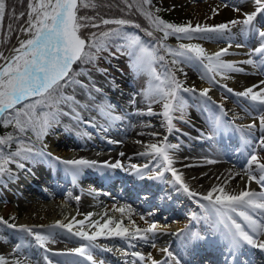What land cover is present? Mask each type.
<instances>
[{"label":"snow or ice","instance_id":"6c2138e0","mask_svg":"<svg viewBox=\"0 0 264 264\" xmlns=\"http://www.w3.org/2000/svg\"><path fill=\"white\" fill-rule=\"evenodd\" d=\"M22 2V0H20ZM127 7L132 8V4L125 0ZM152 0H139V11L150 22L152 30H146L147 36H153L155 31L163 33V38L170 35H176L178 38L213 39V37L223 38L226 34L231 33V28L241 26V32L244 35L254 34L258 38L259 44L253 48L250 57H261L258 61L249 58L238 63L251 65L253 68L264 67V23H260L258 17L264 16V0H253L254 10L251 12H242L239 7L233 6L234 11L241 12L243 19H232L228 22L216 25H201L197 23L193 26L188 24H174L166 22L158 15L144 6H151ZM228 6V5H225ZM111 7V5H107ZM27 13L24 11L17 14L14 6L10 7L8 0H0V28L3 27L6 16L12 20H20L26 16L24 26L19 28L26 38L19 41V46L14 47L6 55L0 49V125L12 126L13 133L0 135V182L5 175H12L10 165L15 164L19 169H25L27 162H39L44 158L51 157L52 154L47 152L46 145L38 148L35 143L31 142L29 133L33 134L35 140L43 143L44 139L53 134L61 124L62 117L68 116L72 119L79 120L80 117L76 108L72 107L68 111L64 106L77 104L74 95L66 94V90L73 85L81 89H87L88 85L77 79L80 76H89L88 70L81 67L85 64H94L99 54L115 47L117 52L127 54L132 60V67L138 71H145L150 76L148 87L144 90V99L149 103L146 113L137 112L138 115H157L151 108L152 103H160L162 112L159 113L164 118L167 132H179L173 123L174 118L183 120L186 107V101L181 93H191L210 100L208 93L209 88L197 92L195 88H185L182 82L176 77L174 72L165 67L163 78L161 73L157 72L154 66L156 61H163V56H158L154 50L145 45L139 35L131 34L124 31L125 27L131 26L139 29L141 26L133 20L127 18H104L98 9L97 0H29L27 4ZM93 10L89 14L87 10ZM158 12L159 9H156ZM216 10L214 9V12ZM13 26L8 24V31L11 32ZM229 35V40L233 39ZM231 46V44H229ZM243 45L237 44V47ZM166 47V46H165ZM174 57L173 64H189L203 69L201 78L207 77L209 83L217 84L216 76L222 75L224 79L230 78L228 73H243L244 68L238 67L236 62H229L222 59L228 55V49L224 48L214 54H207L206 50L200 44H180L176 49H166ZM113 55H115L113 53ZM75 66V67H74ZM106 73L107 69H98ZM264 85V81H260ZM228 93L234 90L227 84L219 85ZM96 92L101 89L93 84ZM256 85L247 87L244 91L235 92L234 95L242 97L252 102L254 110L258 112L259 131L264 133V87L255 91ZM135 95L131 103L135 104ZM222 109V106H219ZM110 121H121L124 117L113 114L114 106L108 105L107 109H98ZM179 113L178 117H174ZM85 123L92 124V121ZM226 122H221L217 117L213 122V131H219L227 128ZM257 129V124L253 122L247 126H240L238 129L242 133L251 134ZM105 130V129H102ZM152 135H157L153 133ZM211 139V137H207ZM27 140V142H26ZM246 143L251 141L246 140ZM261 147H264V135L258 141ZM17 145L12 150V145ZM178 144L168 143V138H163V143L158 145L152 143L148 145L150 152L141 153L158 159L157 171L155 176L150 177L156 180H163L164 173H171L174 178L168 182L178 186L189 198L199 204L200 208L205 210L203 217L198 216L195 212L191 214L193 220L205 219L209 221V229L219 235L220 241L226 252V261L228 264H236V261L242 255L245 246L252 249H258L264 253V191L256 192L243 190L237 194L228 193L223 186L212 187L206 194H200L190 190L189 185L185 183L183 175L173 167L174 159L170 155L171 151L176 150ZM123 155V153H121ZM56 161L62 162L67 166L73 178L81 175L84 169L100 167L97 161L88 159L62 160L60 157H53ZM215 161L209 160L208 163ZM253 165L259 170V176L254 174ZM191 167L192 165H186ZM103 167L122 168L123 165L117 161L114 164L105 162ZM141 179H144L140 169H136ZM247 174L249 181H255L261 188H264V162L257 154L253 153L248 161ZM199 197L200 199H196ZM206 201L207 203H202ZM256 213L253 216L248 210ZM121 213L124 208H120ZM240 216L245 223L238 222L233 214ZM91 215V214H89ZM143 219V217H141ZM0 223L7 225L8 228H17L16 224L9 223L0 217ZM80 230L72 232L73 225L57 221L53 227L67 229L69 233L87 241L86 245L70 250L68 253H55L54 255H75L82 257L91 264H97L93 259L91 249L99 247L94 242L98 236L108 230V235L121 237L125 240L141 239L146 243L149 242V234H157V224L151 223L148 227L140 228L133 221L134 232L123 225V222L115 223L108 219L104 224H93L98 227V231L89 233L83 230L85 227L84 220L76 221ZM115 223L114 229H109V225ZM43 228V226H40ZM19 231L31 235L36 244L45 248L46 245L53 241L51 233L42 234L34 226L20 225ZM179 236L180 233H177ZM208 236L196 232H189L188 242L193 246L207 241ZM155 247V244H152ZM22 245L17 243L13 252V259L9 260L4 255H0V264H32L31 260L22 255ZM173 264H180L173 253L168 248H163ZM133 256L139 257L141 261L145 256L139 252L132 253ZM46 264H53L51 259L44 257ZM147 260L150 264H169L168 260L158 261L149 255ZM72 264H77L73 261ZM240 264H244L241 260Z\"/></svg>","mask_w":264,"mask_h":264},{"label":"bare ground","instance_id":"6f19581e","mask_svg":"<svg viewBox=\"0 0 264 264\" xmlns=\"http://www.w3.org/2000/svg\"><path fill=\"white\" fill-rule=\"evenodd\" d=\"M197 2V5L191 6V9L186 13L194 14L196 24L199 23L201 25L207 24L211 26L228 22L232 19H243L241 12L234 11L233 6L239 7L242 12H251L254 10L253 0H221V2L220 0H197ZM214 9L216 10L215 12ZM258 20L260 23H263L264 16L258 17ZM229 35L234 38L229 40ZM25 38L26 36L20 32L14 47H18L19 41ZM254 41V34L244 35L242 34L241 29L231 31L230 34H226L223 38L214 36L213 39H207L206 53L211 55L220 51L221 49L227 48L229 52L228 55L235 54L242 56L235 62L237 63L238 67L244 68L245 71L243 73H228V76L230 77L228 79H224L221 75L216 78V80L218 81L217 84L209 83L207 77L205 76L203 78L206 79L205 88H218L222 83L227 84L228 87L234 90L233 95H231V97L233 98L234 96L236 97V95H234L235 92L244 91L247 87L256 85L257 87L254 89L255 91H259L261 87H264V85L260 84V81H264V67L253 68L251 65L238 63L240 61L249 59L252 49L258 46L257 43H254ZM229 44H231V46H229ZM237 44H241L243 46L237 47ZM247 55L248 58H246ZM250 58L257 59V57ZM257 60L259 61V59ZM202 70L203 69L198 68L197 66L187 64V66L182 69V74L186 75V77H190L195 71L197 72ZM77 78L82 81L81 78ZM90 78L91 79H89L88 77L89 81H91L98 87L105 88V90H107L108 92V95L105 94L106 91L96 92L95 88H92L91 85L86 82L84 83L88 85L87 89H81L77 85H73L71 88H69L67 90V93L70 95H74L75 101L78 103H70L69 105H67V108L70 109L72 107H75L76 112L84 122L81 123L80 120L77 121L75 119L69 118L68 116H65L63 122L55 131L58 134H55V136H53L50 140V152L51 154H56L57 152L55 147L62 145L65 140L69 141L71 146L74 147L73 149L77 150V152L74 153L73 158H66L63 156H67L70 152L64 153L62 151V157H60L61 161L81 158L97 161V164L100 167L96 168H99L101 170L99 175V178H101L99 181L100 184L106 187L116 188L118 196L120 198H127L129 200L135 201L139 206L138 211H135V208L132 206H130L132 207V211H128L129 208L123 207L121 204L114 207L116 216H119L123 220V225L129 229V232L135 231L132 223L133 221L135 222V225L139 226L140 228L148 227L151 223H156L157 228L164 231V235L154 243L155 247H153V243L151 240L154 239L157 235L152 236L151 234H149L150 239L149 242L146 243L145 241L138 238L131 239L130 237L128 240H125L121 237L108 235V230L106 229L105 233L101 236H98L96 241L94 242L96 245H99V247H94L91 249L93 259L97 262V264H150V262L146 261V258L151 255V257L161 262L169 259V263L173 264L172 259L169 258L165 252L161 251V249L163 248H168L173 254H178L179 251L185 250V252L187 251L186 253H188L187 256L193 255L194 258H197L198 256L203 257L204 255L209 258H217L219 249H216V245L221 246L222 242L220 241V237L217 233L210 231V222L203 218L193 220L191 218L193 209L190 210V212L188 213V218L186 219H170L173 216L179 215V212L184 213V206H182L183 204L180 200H178V198H183V200H186L187 195L184 194L182 190H178V186H174L171 183L170 185L165 186L162 185L161 180L150 178L154 176L152 175L153 169L159 161L158 159L153 158V156L141 155V153L150 152L151 150L148 148V146L142 144V142L140 141L160 139L165 135H167V137L170 139L176 137L175 134L168 133L167 128L163 130L164 118L162 115H137V112H140L141 108L137 107L136 105L133 107L131 106L132 114L130 115L129 120L117 121V127H119L118 124L121 125L119 131L108 130V136L111 137L112 140H114L112 146L115 145L116 147H112L110 145H107L106 143H103L104 146L110 148L108 150L112 151L113 148H118V152L97 156L94 150L84 147V140L87 132H90L92 127L99 128V126L96 125V122L99 121L98 117L102 112L98 109H107L108 105H111L109 103L115 102L116 100L127 102L131 96V93L129 91H117L114 87L97 78L95 75H91ZM225 98V95L220 96V100L222 101H225ZM237 98H240L245 106L247 105L251 110L246 109L244 105L242 106L238 104L239 108H244L243 110L247 113V115L246 113L240 114L237 113V111H234V108L236 107H233L232 104L223 102L224 109L231 108L228 109V112H225L224 121L229 125V127L227 128L214 132L213 128L205 125V123H203L198 115L194 114L191 116L192 128L189 131L190 137L188 138V141L193 146L192 149H194V155H186L184 157L182 156L183 158L181 160L174 161V168H176L179 172L186 171L188 169L199 172V170H201L205 166V163H203V161H198V159H200L202 153L206 151V145L211 146L212 142L216 143L221 148L222 153L231 159H234V157H236L238 160H240L246 157L249 146H251V143L255 139V137H257L259 130L256 129L251 134L246 135L245 137H241L238 131L236 129H233L231 125L232 123H241V126L248 125L249 122L252 121L251 117H255L257 115L255 114L256 111L254 110L252 102L242 97L237 96ZM148 119L153 121L151 122V125L146 124ZM89 120L92 121V124L85 123ZM242 120L244 121L241 122ZM152 130H154V132L158 134L156 136L151 135ZM162 131H164L163 135L162 133H159ZM209 131H211L213 135L210 136L211 139L207 138L209 137ZM177 135L183 137L185 136V134L183 133ZM201 137L203 138L201 139ZM248 139L249 141L251 140V143L245 142ZM78 146L82 147L79 149L77 148ZM184 147L186 148V146ZM121 153H123V155H121ZM209 157L212 160L214 158V154L210 153ZM125 159L133 161L135 163V168H133L132 170L123 168V161ZM109 161L112 162V164L119 161L123 165V167L115 169L103 167L105 162ZM186 165L192 166L187 167ZM137 168L140 169V171L143 173L145 177L144 179H141L137 174ZM94 169L95 168L84 169L81 174ZM221 169V172L226 175L228 174V169ZM253 171L259 174V170L256 168V166ZM23 174V171H19L18 173V176L20 177V180L17 184L18 189H16L15 187H10V190H4V192H2L1 194V198L4 204L3 206L5 208L2 213L5 215L13 212L14 209L18 207V204L15 200L17 197H23V195H26L25 192L27 191H21V189H23V186L26 187V185L24 184V180L22 179ZM203 175L204 177L197 182H194V177L189 176L188 174H183V178L185 183L191 185V189L193 191L200 194L207 193L214 186H221L222 183L218 180L209 181L208 178H210V173H204ZM12 176L13 174L9 178H12ZM27 177V183L29 182L27 187L30 189H34L38 181H43L51 185H55L59 188L71 186V184L73 183V177L67 170V166H65L60 161L56 163V167L53 169L48 168L46 165L32 168ZM205 182H207L206 185ZM197 185L198 188H194ZM138 186H140L139 188L146 187L150 192V196L139 195V192L137 191ZM90 190H92V188L86 189V191ZM163 190L166 192L164 193ZM93 191H96L97 193H104L98 189H95ZM157 192H160L162 196L166 197V200L169 201L170 205L168 206V203L167 205H165L164 202H158V204L156 203V205L158 206H156L157 208L148 209V205L154 202V196ZM136 197L138 198L136 199ZM76 198L81 199L79 195ZM104 204L111 205L109 201L105 202ZM31 205L29 207L27 206L29 209L27 217H29L32 222L35 221L39 225L47 226L52 231L53 241H51V243L53 242L57 244L54 245L55 247H52L53 249L49 248V246H46L48 251H46L44 248L43 253L35 256L37 260L35 259L34 261L37 264H46V261L44 259L45 256H47L48 259H51L53 264H72L73 261H76L77 264H91V262L80 259L79 257H75L73 255H54L55 253H61L54 251L55 248L60 250L62 249V253L70 252L71 248L74 247L73 245H70L71 242L81 239L77 236H74L72 233H69L67 229L53 227L54 225H56L57 219L60 218L55 217L54 215L49 217L46 214H51L44 213V209L38 207L31 208ZM65 205L66 207H68L67 212L72 213V207L68 206L67 204ZM120 208H124L123 213L119 211ZM103 209V206L100 205L95 211L102 212ZM23 211H27V209H24ZM161 211L167 213L163 215ZM248 211L253 216H256V213L251 212L250 209ZM35 212L38 213V215L33 216ZM193 212H195L200 217H203L205 214L203 213L205 212V210L201 212V210L197 209ZM233 215L235 216V213ZM150 216H152L154 220L151 223L148 220V217ZM141 217H143V219H141ZM78 220L79 218H74L71 220L63 219L62 222L65 224L71 223L73 225L72 232L74 233L80 230V226L76 223V221ZM160 220H163L164 223H159ZM188 220L190 221L189 227L187 228L188 233L200 232L208 236V240L204 241L205 244L202 247H194L188 242V237L180 233V231L185 227V224L188 222ZM84 223L85 227L83 230L88 231L89 233H93L99 230L98 227H94L93 224H103L101 223V220L94 216H91L89 220L85 219ZM242 223L245 222L243 221ZM108 227L109 229H114L115 223L110 224ZM177 233H180V235L178 236ZM6 235V237H0V248L6 241H18L20 239L19 233H17V231L15 230L9 231ZM261 239L264 238L261 237ZM170 242H172V245H168ZM150 247L151 249H149ZM28 250L34 254L38 251L32 245L28 246ZM8 251L4 253H7ZM134 252H139L141 255L145 256V260L141 261L139 257L133 256L132 253ZM253 253L257 255V257H253ZM187 256L185 257L187 258ZM248 257L252 259L249 260ZM241 260L244 261V264H264V253L260 252L259 250L255 252L248 246H245L242 251V255H240V258L236 261V264H240ZM189 262H191V259H189Z\"/></svg>","mask_w":264,"mask_h":264},{"label":"rangeland","instance_id":"374dc122","mask_svg":"<svg viewBox=\"0 0 264 264\" xmlns=\"http://www.w3.org/2000/svg\"><path fill=\"white\" fill-rule=\"evenodd\" d=\"M152 1L157 3V4L162 5L164 8H166V10H168L167 14L171 17L172 21H174L176 23H179V25L180 24H188L189 22L193 26L196 25L195 15L194 14H187L186 12H188L191 9V6H196L197 3H198L197 1H195V0H152ZM104 18H106V17H104ZM237 29H241V26L238 25V26L232 27L231 31H235ZM166 39L170 43H174L175 41H177L178 37L176 35H170ZM206 40L207 39H199V38H197L192 43L200 44L206 50L207 49ZM254 43H257V45L259 44L258 38L255 37ZM104 56H106V54H104V52H101V54H99L98 59L95 61L94 66H89V68L87 69L88 72H89V75L90 76L91 75H95L97 78L101 79L102 81L108 83L110 86L114 87L117 91H129L132 96H133V94H136L135 95V102L138 103L137 107H142V110L140 112L146 113L147 110H148V107H149V103L144 99L143 92L148 87V84H149L150 76L148 75V73L145 72V71H138V70L134 69L131 66L132 62H124V60L111 58V57L108 58V57H104ZM168 57L170 59V64L172 65V67L174 69V74L182 82V86L183 87H185V88H195L197 90V92L200 91V90H203L205 88L206 79L201 78L203 70L202 71H197V72L195 71L193 73V75H191L190 77L189 76L186 77V75L182 74V69L185 66H187V64H180V63L173 64L172 61H173L174 57L172 56V54L168 55ZM241 57L242 56H240V55L232 54V55H225L222 58L225 61L235 62V61L239 60L238 58H241ZM246 58H248V55L246 56ZM257 59L260 60L261 57H257ZM110 60L112 61V64H110ZM159 64H160V62L157 60L154 66L156 67L157 72L162 74L164 72H162L159 69ZM98 69H107V72L106 73H102V72L98 71ZM227 75H229V74H227ZM219 76H221V75L218 74L216 76V78H218ZM88 77L89 76H86V78L88 80V82H86V83L90 84L91 87L93 88V84L94 83L89 81ZM135 78L140 79V81H141V82L139 81L140 84H138L135 81ZM162 78H163V75H162ZM82 81L84 82V80H82ZM95 86H97V85H95ZM99 88L103 92L106 91L105 94L108 95V92H107V90H105V88H102V87H99ZM67 90H66V94H67ZM222 95H225V97H226L225 101L220 100V96H222ZM231 95H233V93H228L223 88H220V87L216 88L215 87V88L210 89V91L208 93V96L210 97V100L202 97L201 101L199 100V102H197L193 107H187V105H186L185 112H184V114L186 115V118H184L183 120L179 119L176 122L173 121L175 127L177 129H180L181 131L173 132V134H175L176 137H174L170 141H168V143L178 144L179 145V147L176 150L170 152V155L173 156L174 161L181 160L186 155H189V156H193L194 155V149L187 148V147L185 148L184 147V145H189V146L191 145L189 143V141H188L189 139L187 137H182L180 135H177V134L183 133L186 136L190 137L189 130H191V128H192V124H191V116L192 115H194V114L198 115L199 118L203 121V123H205V125L209 126L210 128H213L214 120L217 117H219L221 122H225L224 121L225 112H228V109H231V108L224 109L223 108V102H228V103L232 104L233 107H236V108H234V111H237V113H240V114L243 113V112H241V110H243L244 108H239L238 104H240L242 106L243 105L245 106V104L241 101L240 98H237V96L236 97L234 96L232 98ZM132 98L133 97H131V101H132ZM109 104L114 106L113 113H115V114H119L118 112L121 111L120 107H124V108H127L129 110L131 109V108H129L127 106L126 103L120 102V100H116L115 102H110ZM219 106H222V109ZM151 108L153 109V112L157 113V115H160L159 113L162 112V105L160 103H152L151 104ZM187 108H194V110H196L198 113H196L194 111H191L190 109H187ZM245 108L246 109H250L247 105L245 106ZM255 114L257 116H255V117L252 116L253 120L251 119L252 121L250 123L252 124L253 122H255L257 124V129L259 130L258 112H255ZM152 116H154V115H152ZM98 118H99V121L96 122V125L102 126V124L105 123L104 119L106 117L103 115V113H101V115ZM63 119H64V117H62L61 123L63 122ZM75 120H77V119H75ZM79 120L82 123L83 120L81 118ZM79 120H77V121H79ZM127 120H128V118H127ZM243 121L244 120H242L241 122H243ZM151 122H153V121L148 119L146 124L151 125ZM248 125H250V124H248ZM118 126H121V125L118 124ZM240 126H241V123H239V124L232 123V125H231V127H233V129H236L237 127L239 129ZM245 126H247V125H245ZM165 128H166V125L163 123V130ZM209 132H208V135L209 136H213L211 131H209ZM151 133H154V130H152ZM159 133H162V135H163L164 131L159 132ZM55 134L57 135L58 133L54 132L53 134L47 136L44 139L43 143L37 142L35 140L34 135L31 134V133H29V137L31 138V142L35 143L38 148L41 145H46L47 146L46 147L47 148V152L51 153L50 152V150H51L50 149L51 148L50 147V140H51V138L53 136H55ZM239 134L241 135V137H245L246 135H249L246 132L242 133L241 131H239ZM262 135H264V133H261L259 131L257 137H255V139L252 141V144L250 146V151H248V153H247L248 154V159H250L251 154L255 153V154L258 155V157L261 158V162H264V147H261L259 145V143H258L259 138ZM163 138H164V136H163ZM163 138L152 139L153 141L151 139L150 140H143V141H140V142H142V144H144L146 146H148L149 144H152V143H157L158 145H160V144L163 143V140H162ZM202 138L203 137H201V139ZM248 141H249V139H248ZM26 142H27V140H26ZM65 143L67 145L70 144L69 141H65ZM16 146L17 145L14 146V150H15ZM81 147L82 146H78L77 148L80 149ZM55 148H56V152L57 153L56 154H52L51 157H48L49 158L48 160L47 159H45V160L42 159L41 161L34 162V163L33 162H27L26 163V166H28L27 170L17 168L15 164L10 165L9 167L11 168L12 173L15 172V171H23V173L25 175H28L32 168L39 167V166H42V165H46L48 168L53 169V168L56 167V163L58 162L57 161L55 164H54V162L51 163L52 160L56 161L55 159H53V157H62L61 156V154H62L61 153L62 152L61 148L62 147L59 146V147H55ZM211 152L214 153L218 158L221 157L222 158L221 161L224 162L229 168H231L232 174L227 175L228 178L230 177L227 181H229V180H231V181L227 185H225V183H224L221 186H223L225 188L226 192H228V193L231 192L232 194H237L240 191H242V189L238 188L239 187L238 184H235L233 182V180H234V177L236 176V174L240 173L241 171L246 170L248 165H245L244 160H242V165L238 166L236 164H233L230 160L224 159L222 150L220 149V147L216 143H213V142L211 143V146H207L206 145V151H204V153H202V156H200V159H198V160H208V159H210L209 154ZM125 160L123 161V163H124V167L123 168L129 169V170H132L133 168H135V166H134L135 163L133 161L128 160V159H125ZM254 169H255V165H253V170ZM157 171H162V168L158 169L157 168V164H156V166L153 169V174L152 175L155 176ZM178 174H182V175L183 174H185V175L188 174L189 176H193L194 180H195L194 182L200 181V179L204 177V175L201 176L200 174L196 173V171L189 170V169L186 170V171H182V172L178 171ZM9 177H10L9 175H5V177L3 178V181L0 182V217L1 216L5 217L7 215H17L18 219L14 223V224L17 225V228L12 229V228H8L7 226H4L3 228L0 229V237H6L7 236L6 234L9 231L15 230V231H17V233H19L22 243L26 244V243L30 242L28 244V246L32 245L34 248H36L34 246L35 244H34L32 236L24 237V232L19 231V226L22 225V224H25V223H27V224H29L31 226H36V225L43 226V225H39L35 221L32 222L30 220V218L27 217V213L29 211L28 207L31 205V203L33 201V197H29V200L25 199V197H28L29 195H23V197H17L15 200H16V202L18 204V207L19 206L20 207L19 208L18 207L15 208L14 211L11 212L12 214L9 213V214L5 215V214L2 213L5 210V208L3 206L4 204H3V201H2V198H1L2 192H4V190H10V187L11 188L15 187L16 189H18V185H17L18 181L11 182L8 179ZM172 179H174V178L171 177V173L170 172L169 173H164V179L161 180L162 181V185H165V186L170 185V183L168 181L172 180ZM206 183L207 182H205V185H206ZM139 187L140 186H138V188H137V191L139 192V195L150 196V192L148 191V189L146 187H143V188H139ZM189 188H190V190H192L190 184H189ZM194 188H198V185L195 186ZM164 190H163V192L165 193L166 191H164ZM204 194H206V193H204ZM137 198L138 197H136V199ZM196 199L198 200L200 198L197 197ZM178 200H180L181 203L183 204L182 206H184V213L179 212L178 213L179 215L171 217V219H173V220L188 218V213L190 212L191 209H193L192 213H193V211H196L197 209L201 210V212H203V210H204V209L200 208L198 203H196L193 199L189 198L188 196H187L186 200H183V198H178ZM158 202H161V203L164 202L165 205H167V203H168V206L170 205L169 201L166 200V197L162 196V194L160 192H157L155 194V196H154V202L151 203L150 205H148V209L157 208L158 206L156 205V203L158 204ZM201 202L205 203V204L207 203L206 201H201ZM22 205H26V206H22ZM106 205H109V204H106ZM24 209H27V211H23ZM23 212H24V214H23ZM166 213L167 212H164L163 215L166 214ZM203 213H205V212H203ZM234 217L237 219L238 222H241V223L243 222V219L240 216H238L237 214H235ZM44 227H45V234H49V233L52 234V231L47 226L44 225L43 228ZM186 235H188V234L186 233ZM77 241L71 242L70 245L74 246L73 248H71V250L77 248V246L81 247V246L86 245L88 243L87 241H84V240H77ZM6 242L3 243V245L8 244V242L11 243V241H8L7 243ZM3 245L0 248V253H1L0 255H2ZM54 245H57V244L53 243V242L52 243L49 242L46 246H49V248L53 249L52 247H55ZM200 246H202V245H200ZM216 246L219 248L220 251L221 250L225 251L223 244L221 245V247L219 245H216ZM36 249L38 250L37 252H35L36 256L40 255V253H43V251H44V248H41L39 246H37ZM55 249L60 251L61 253L63 251L62 249L61 250L57 249V248H55ZM149 249H151V247ZM250 249H252V248H250ZM252 250L255 251V252L258 251V249H252ZM253 255H254L253 257H257V255H255L254 253H253ZM73 256H75V255H73ZM75 257H78V256H75ZM79 258L85 260L82 257H79ZM175 258H177V257H175ZM248 258H249V260L252 259L250 257H248ZM35 259H36V257H35ZM35 259H33V260H35ZM177 260H178V258H177ZM146 261H148L147 258H146ZM168 261H169V259H168ZM88 262H90V261H88ZM148 262H150V261H148ZM32 264H37V263L34 261ZM169 264H171V263H169Z\"/></svg>","mask_w":264,"mask_h":264},{"label":"trees","instance_id":"16d2710c","mask_svg":"<svg viewBox=\"0 0 264 264\" xmlns=\"http://www.w3.org/2000/svg\"><path fill=\"white\" fill-rule=\"evenodd\" d=\"M8 2L10 7L14 6L16 8L17 14H19V12L21 11L27 13V4L29 0H22V2H20V0H8ZM128 2L132 4L131 9L127 7V3L125 2V0H97V10L102 16L106 18H127L135 21L136 23H139L141 26L139 29L127 26L125 27L124 31L139 35L147 47L154 50V52L158 56H163L165 58L163 61H159L161 64L159 68L162 72H164L165 67L173 71V67L170 64V60L168 57V55H170L171 53L166 49H176L180 44H189V42H191L195 38L191 40L187 38H178V40L172 44L167 39L163 38V33L159 31H155L153 36L151 37L147 36L146 30H152V28L150 22L145 18L142 12L138 10L140 7L139 0H128ZM107 5H111V7H107ZM144 7L151 10L155 15H158L164 21L179 25L178 23L172 21L171 17L167 14L168 10H166V8H164L162 5L152 1L151 6L145 5ZM156 9H159V11L157 12ZM87 11L89 12V14H92L93 12V10L91 9ZM25 21L26 16L24 18H21L20 20H12L10 16H6L3 27L0 28V49H2L5 54L14 43L19 28L25 23ZM9 23H11L13 26L11 32L8 31ZM113 53L115 55H113ZM104 54H106V56L104 57L118 58L120 60H124V62H132L131 58L127 54L117 52L115 47H111L108 51H104ZM89 65L91 64H85L81 66ZM181 95L184 97L186 102L194 103L195 101L199 100L197 95H193L191 93H181ZM13 132L14 128L12 126L5 127L4 125H0V135H5ZM14 146L15 145L13 144L12 150H14ZM4 226V224L0 223V229ZM36 230L44 234L43 229L39 228Z\"/></svg>","mask_w":264,"mask_h":264},{"label":"water","instance_id":"95a60500","mask_svg":"<svg viewBox=\"0 0 264 264\" xmlns=\"http://www.w3.org/2000/svg\"><path fill=\"white\" fill-rule=\"evenodd\" d=\"M17 41V40H16ZM15 41V42H16ZM14 48V46H12L11 48H10V50L7 52V54L6 55H8L10 52H11V50Z\"/></svg>","mask_w":264,"mask_h":264}]
</instances>
